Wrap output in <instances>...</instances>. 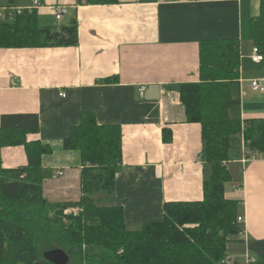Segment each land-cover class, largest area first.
<instances>
[{
  "label": "crops",
  "instance_id": "1",
  "mask_svg": "<svg viewBox=\"0 0 264 264\" xmlns=\"http://www.w3.org/2000/svg\"><path fill=\"white\" fill-rule=\"evenodd\" d=\"M41 1L35 8L33 0H0V22L10 21L2 14L16 7L36 10L44 26L76 20L78 42L0 47V125L3 115H39V131L26 139L52 148L42 157L44 197L52 203L81 198V152L65 149L64 139L82 112L92 111L99 124L122 128L123 164L115 189L96 192L97 204L121 206L128 228L139 230L163 219L166 202L202 200L212 168L201 157L202 125L188 121L179 86L200 80L201 40L239 38L241 90L247 95L229 113L244 122L264 118V93L251 91L248 81L264 76V54L254 62L255 44L248 38L260 0ZM54 4L69 7L61 21ZM1 156L3 168L28 163L23 144L4 146ZM227 166L232 180L225 184L226 196L240 200L244 216V232L229 244L233 264H264V156L236 134Z\"/></svg>",
  "mask_w": 264,
  "mask_h": 264
},
{
  "label": "trees",
  "instance_id": "2",
  "mask_svg": "<svg viewBox=\"0 0 264 264\" xmlns=\"http://www.w3.org/2000/svg\"><path fill=\"white\" fill-rule=\"evenodd\" d=\"M117 2L77 0L78 4ZM248 38L264 54V0H260L258 15L250 20ZM77 42L76 20L58 28L44 26L36 10L24 9L15 20L0 22V47ZM199 58L200 80L181 83L179 92L188 121L202 125L201 157L212 168L204 180V197L166 202L163 219L145 223L139 230L128 228L121 206L99 205L93 197L115 189L123 164L119 124H99L94 112H82L80 122L65 137L64 147L81 152L83 194L78 201L52 203L44 197L42 168V157L52 148L26 139L27 133L39 131V115L2 116L0 264H53L44 253L55 248L68 252L75 264H225L230 242L243 230L238 222L240 200L225 193V184L232 180L227 166L231 139L241 133L248 148L264 156V118L244 122L229 113L243 98L239 38L203 39ZM19 144L26 147L28 163L3 168L2 148Z\"/></svg>",
  "mask_w": 264,
  "mask_h": 264
},
{
  "label": "built area",
  "instance_id": "3",
  "mask_svg": "<svg viewBox=\"0 0 264 264\" xmlns=\"http://www.w3.org/2000/svg\"><path fill=\"white\" fill-rule=\"evenodd\" d=\"M41 6H43V2L41 0H33V7L38 8ZM52 8L54 10L55 17L58 21H61L63 17L69 12V7L65 4H54ZM24 9L25 8L22 7H16L15 9H12V11L14 10L13 12L9 11L10 9H8L5 11L4 14H2V16L5 19L13 21L18 14L23 12ZM251 57L252 60L256 63L262 61V54L258 46L255 45L253 47V52ZM248 81H249V88L251 91L264 93V76L260 78H251ZM143 91H144V87L142 86L140 88V93L143 94ZM60 95L65 96V93L62 92ZM241 95L242 97H244L247 95V92L245 90H241ZM73 210H76V208H73ZM238 222L244 224V216L242 214L238 216ZM243 232H244V225H243V230L240 233ZM233 261H234L233 255L231 253H228L223 262L225 264H233Z\"/></svg>",
  "mask_w": 264,
  "mask_h": 264
},
{
  "label": "water",
  "instance_id": "4",
  "mask_svg": "<svg viewBox=\"0 0 264 264\" xmlns=\"http://www.w3.org/2000/svg\"><path fill=\"white\" fill-rule=\"evenodd\" d=\"M45 259L53 264H68L71 257L68 252L62 248H55L44 253Z\"/></svg>",
  "mask_w": 264,
  "mask_h": 264
},
{
  "label": "rangeland",
  "instance_id": "5",
  "mask_svg": "<svg viewBox=\"0 0 264 264\" xmlns=\"http://www.w3.org/2000/svg\"><path fill=\"white\" fill-rule=\"evenodd\" d=\"M39 8V7H38ZM66 16V15H65ZM64 18V17H63ZM64 21V20H63ZM263 55V54H262ZM248 65V64H247ZM235 91H236V89H235ZM70 263H68V264H75V262L73 261V260H71L70 259V261H69Z\"/></svg>",
  "mask_w": 264,
  "mask_h": 264
}]
</instances>
